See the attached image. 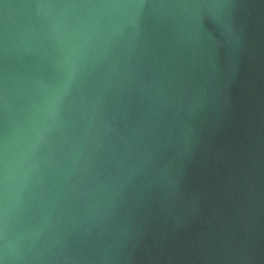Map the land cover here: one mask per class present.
Wrapping results in <instances>:
<instances>
[{"label": "water", "instance_id": "obj_1", "mask_svg": "<svg viewBox=\"0 0 264 264\" xmlns=\"http://www.w3.org/2000/svg\"><path fill=\"white\" fill-rule=\"evenodd\" d=\"M0 264H264V0H0Z\"/></svg>", "mask_w": 264, "mask_h": 264}]
</instances>
